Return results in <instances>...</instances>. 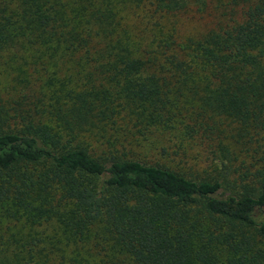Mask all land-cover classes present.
Wrapping results in <instances>:
<instances>
[{
    "label": "trees",
    "instance_id": "trees-1",
    "mask_svg": "<svg viewBox=\"0 0 264 264\" xmlns=\"http://www.w3.org/2000/svg\"><path fill=\"white\" fill-rule=\"evenodd\" d=\"M151 134L220 164L129 156ZM258 158L264 0H0V264H264Z\"/></svg>",
    "mask_w": 264,
    "mask_h": 264
},
{
    "label": "rangeland",
    "instance_id": "rangeland-1",
    "mask_svg": "<svg viewBox=\"0 0 264 264\" xmlns=\"http://www.w3.org/2000/svg\"><path fill=\"white\" fill-rule=\"evenodd\" d=\"M211 21L207 18H198L197 16H182L179 19L178 28L182 34H200L211 27ZM3 82V79L1 80ZM178 140L169 138V136L154 134L146 136V139L139 142L132 151L131 155L135 158L142 159L148 163L160 164L165 167H171L181 172L198 176L202 172L215 170V165L220 164L221 156L214 151V145L208 147L206 145L196 146L192 140H188L189 145L180 147L177 150ZM188 142V143H189ZM130 149V146H127ZM183 153L186 156H182ZM262 160V159H261ZM241 162H250L247 158ZM255 162V161H252ZM256 162H260L259 158ZM264 163V158L263 162ZM201 176V175H200Z\"/></svg>",
    "mask_w": 264,
    "mask_h": 264
}]
</instances>
